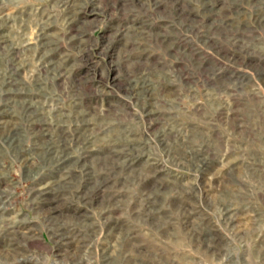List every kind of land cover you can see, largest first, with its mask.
<instances>
[{"label": "rangeland", "instance_id": "obj_1", "mask_svg": "<svg viewBox=\"0 0 264 264\" xmlns=\"http://www.w3.org/2000/svg\"><path fill=\"white\" fill-rule=\"evenodd\" d=\"M0 264H264V0H0Z\"/></svg>", "mask_w": 264, "mask_h": 264}]
</instances>
